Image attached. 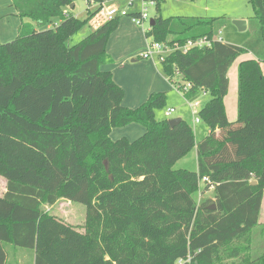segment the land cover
<instances>
[{
	"label": "trees",
	"instance_id": "obj_1",
	"mask_svg": "<svg viewBox=\"0 0 264 264\" xmlns=\"http://www.w3.org/2000/svg\"><path fill=\"white\" fill-rule=\"evenodd\" d=\"M12 1L17 17L30 22L0 45V264H17L18 255L24 264H264V243L255 251L246 244L264 201V0H246L256 18L244 45L215 42L162 63L172 84L192 85L189 99L212 95L200 112L210 133L199 143L186 121L171 126L157 118L165 93L123 107L124 89L103 69L120 18L69 46L94 13L78 19L72 0ZM144 1L160 10L164 0ZM56 18L59 25L48 28ZM154 21L146 35L157 43L214 38L227 24ZM245 54L254 58L239 65L231 122L228 73ZM132 124L146 133L112 140L114 129ZM195 148L198 170H176ZM203 178L211 183L204 192L214 187L215 197L199 203ZM61 200L85 207L83 232L44 210Z\"/></svg>",
	"mask_w": 264,
	"mask_h": 264
},
{
	"label": "rangeland",
	"instance_id": "obj_2",
	"mask_svg": "<svg viewBox=\"0 0 264 264\" xmlns=\"http://www.w3.org/2000/svg\"><path fill=\"white\" fill-rule=\"evenodd\" d=\"M131 1H135V4L131 5ZM108 3L109 5L115 4L116 7H118L120 10L125 9L128 13H130L128 17L124 19L122 18L123 20H130V24L132 21V14H134L136 10L141 12L143 5L142 0H112L108 1ZM73 5H76V8L72 9L71 12L78 19L82 21L86 20L88 18V4H86V1L73 0ZM147 6L148 14L151 19H154L158 16H163L164 18L194 17L214 19L215 17H218L226 19L227 24L222 29V37L225 43L235 46L244 45L247 42V38L249 37V32H240L234 25V22L239 20H253L256 18V12L254 11V8L246 0H164L161 3L160 10H158L155 6ZM11 12H13V8L10 6L9 0H0V45L13 41L17 37V30L20 28V26L29 22L28 19H26L21 23L19 20L14 19L9 15ZM134 26H123L124 28H119L118 31L111 37L110 42L112 40L113 41L110 45L111 49L108 53L111 58V62L104 68L105 71L110 72H114L115 70L116 75H121V77L125 81L123 82L125 91L123 107L127 109H136V107L139 108L140 106H142L151 95L165 93L167 95V101L164 108L157 111V118L159 120L168 119L165 117V113L170 108H174L175 113L173 114L172 118H169V120L180 115L188 123V125L192 127L196 134L197 142H200V137L203 135L201 134V130H207L208 126L204 122L194 125V119L190 112L188 103L190 99H188L181 91L175 89L174 87H171V82H167L166 79L161 76L163 75V66L161 59L157 55H155L154 61L141 58L147 49V35L144 28L138 27L136 25ZM89 33H91V28L90 25L87 24L76 35H74V37L69 42V46L79 44L87 37V35H89ZM132 33L140 34V36H142L141 34H145L146 43H144L143 37L139 44L134 43L139 38L135 37L131 46L127 45L128 39L122 41L118 40L121 34L130 35ZM112 53L115 55V57ZM247 57V54L240 56L233 64V70L237 71L239 64L243 61V59ZM134 59L138 62L133 63L132 60ZM152 61L158 68V71L161 75H158L154 71L150 70L149 66ZM194 100L200 102L202 109L212 100V95L210 93L202 92L200 96L192 99V101ZM134 128L136 130V133L130 134L131 136H129V139L131 141L137 139L139 135L140 129H138V127ZM119 132H122V128L116 129V131L112 135V138L114 140L120 137V135L118 136ZM128 135L129 134H127V136ZM195 154L196 151H193V153L189 155L188 160L178 163L175 166V169H184L190 171L196 170L197 159L195 157ZM202 187V189L204 190L205 185H203ZM4 188L5 180L0 177V194L2 193V190H4ZM199 195V193L196 194L197 200H199ZM61 202L55 208H53L52 214L53 212L58 213L62 209H65L67 210V214H69L70 212L72 213L71 220H67L77 225H82L85 222L86 209L83 205L73 203L74 207L68 208V206L64 205V203ZM48 208L49 206H44V209L47 210ZM262 212L263 213L260 220L261 225L246 240V244L250 245L253 251L259 249V247L264 243V204ZM62 215L66 218H69L68 215L64 213Z\"/></svg>",
	"mask_w": 264,
	"mask_h": 264
},
{
	"label": "built area",
	"instance_id": "obj_3",
	"mask_svg": "<svg viewBox=\"0 0 264 264\" xmlns=\"http://www.w3.org/2000/svg\"><path fill=\"white\" fill-rule=\"evenodd\" d=\"M147 5L155 6V3L145 2L143 0L142 11L139 14L132 16V22L134 25L144 28L146 33H149L152 31L153 26L151 25L152 19L150 18L148 14ZM93 6H95L96 11L94 12V15L92 16V18L90 19L89 24H90V27L93 28L95 31L99 30L107 23L116 20L117 18L128 17V13L126 11L120 10L115 5H109L108 1H105L103 4L98 5V6L93 3L88 4V7L90 8ZM58 25L59 23H56L54 25H51L50 28H56ZM215 42L225 43L222 37V31H220L216 37L210 38V39L205 37V38L196 39V40L189 39L186 41H181L177 37H173V38H170L166 43H157L154 41L153 38L147 37V43H146L147 49L142 55V58L145 60L154 61V57L155 55H157L163 63V61H165V59L171 54L180 53L183 55H187L193 50L210 49L212 48ZM177 77H180V75L177 74ZM173 87L181 91L182 93H184V95L187 97V94L189 90L192 88V85L190 83L179 81L178 83L173 84ZM188 103H189L190 112L194 119V124L196 125L200 124L202 122L200 118V112L202 110L200 102L197 100L192 101L190 99ZM174 113H175V109L170 108L165 113V117L168 119L172 118ZM207 184H211L210 180L208 178H203L199 186L200 196L202 195L201 194L202 186L207 185Z\"/></svg>",
	"mask_w": 264,
	"mask_h": 264
},
{
	"label": "crops",
	"instance_id": "obj_4",
	"mask_svg": "<svg viewBox=\"0 0 264 264\" xmlns=\"http://www.w3.org/2000/svg\"><path fill=\"white\" fill-rule=\"evenodd\" d=\"M73 1V0H72ZM9 2H10V6L13 8V12H11L9 15L10 16H12L14 19H17V20H19L21 23H22V21L17 17V11H16V9L12 6V4H13V1L12 0H9ZM142 2H143V0H142ZM86 4H87V2H86ZM111 4H113V3H111ZM135 4V1H131V5H134ZM113 5H115V4H113ZM116 6V5H115ZM74 8H76V5H74ZM73 8V9H74ZM71 10H72V8H70ZM96 11V8H95V6H93L92 8H90V7H87V12H88V14L89 13H94ZM123 11H126L125 9L123 10ZM127 12V11H126ZM128 13V12H127ZM140 12L139 11H135V13L134 14H132L133 16L134 15H137V14H139ZM130 15V13H128V16ZM124 18H126V17H124ZM123 18V19H124ZM122 18H120V25H119V28L120 29H122V28H124L123 26H129V25H133L134 26V24H133V22L131 21V24H130V20H123ZM214 19H222V18H218V17H215ZM1 20V19H0ZM29 21V20H28ZM54 22H53V24H51V25H54V24H56V23H60L61 21H60V19L59 18H56V19H54L53 20ZM30 22V21H29ZM29 22H27V23H29ZM89 24V23H88ZM20 25V24H19ZM18 25V26H19ZM51 25H49L48 26V28H50L51 27ZM90 25V24H89ZM17 26V27H18ZM21 27V26H20ZM135 27V26H134ZM19 28V27H18ZM91 28V27H90ZM118 28V29H119ZM136 28V27H135ZM118 31V30H117ZM116 31V32H117ZM247 32H249V37L247 38V41H249L251 38H252V31H251V20H247V30H246ZM245 31V32H246ZM18 32H19V29L17 30V36H18ZM93 32H95V30L93 29V28H91V33H93ZM115 32V33H116ZM127 32V31H126ZM91 33H89V35L91 34ZM128 33V32H127ZM134 33V32H133ZM125 34V35H120L119 36V39L118 40H120V41H122V40H125V39H128V41H127V45L128 46H131V44L133 43V41H134V39H135V37L136 38H138L134 43H136V44H139L140 43V41L142 40V37H143V41H144V43H146V41H145V34H141L142 36H140V34ZM114 35V34H113ZM88 36V35H87ZM122 37H124V38H122ZM17 38V37H16ZM15 38V39H16ZM171 38H173V36L171 37ZM111 40V39H110ZM113 41V40H112ZM112 41L110 42L109 41V44H108V47H107V52L109 53V51H110V49H111V47H110V45H111V43H112ZM113 54V53H112ZM246 55V54H245ZM113 56L115 57V55L113 54ZM247 58H245V59H243V61L244 60H248V59H252V58H254L253 57V55L252 54H247ZM121 58V57H120ZM142 58V57H141ZM132 62L133 63H136V62H138L137 60H132ZM240 65V64H239ZM105 68V66L103 67V69ZM149 68H150V70L151 71H154L155 73H157L158 75H161L160 73H159V71H158V68L156 67V65L154 64V62L152 61L151 62V64H150V66H149ZM112 73H113V75H114V80H115V82L121 87V88H123L124 89V83L123 82H125L124 80H123V78L121 77V75L120 76H117L116 75V73H115V70H114V72L113 71H111ZM238 73H239V66H238V70L237 71H234L233 70V68H231L230 69V71H229V73H228V77H229V82H230V84H229V93H228V95H227V97H226V99H225V108H226V113H227V117H228V119L231 121V122H234V121H236L237 120V118H238ZM163 74V73H162ZM161 76H163L164 78H165V76H164V74L163 75H161ZM162 77V78H163ZM166 79V78H165ZM166 81L168 82L169 80H167L166 79ZM170 86L171 87H173V84L171 83L170 84ZM148 99H149V97H148ZM147 99V100H148ZM147 100H146V102H147ZM145 102V103H146ZM141 107V106H140ZM138 107H136V109H137ZM174 118H180L182 121L184 120L180 115H178V116H176V117H174ZM173 118V119H174ZM185 121V120H184ZM194 125H196V124H194ZM134 127H138V129H140L139 130V135H138V137H137V139L138 138H140V137H142L145 133H146V130H145V128L144 127H142V126H140V125H137V124H132V125H129V126H127V127H124V128H122V132H119L118 133V136L120 135V137H118V139H116V140H114L113 138H112V135L114 134V132L116 131V129H114L113 130V132H112V134H111V138L114 140V141H117V140H119V139H122V138H126V139H128L129 141H131L130 139H129V136H131L130 134H135L136 133V130H135V128ZM118 129H120V128H118ZM134 129V130H133ZM210 133V130H209V128L207 129V130H201V134H203L200 138H201V141L206 137V136H208V134ZM127 134H129L128 136H127ZM195 136H196V134H195ZM205 136V137H204ZM203 138V139H202ZM137 139H135V140H137ZM134 140V141H135ZM197 141V140H196ZM131 142H133V141H131ZM197 143H199V142H197ZM193 151H196V154H195V157H196V159H197V149L195 148ZM193 151H191L186 157H184L181 161H187L188 160V157H189V155H191V153H193ZM181 161H179L178 163H180ZM197 161V168H196V170H193V171H197L198 170V159L196 160ZM177 163V164H178ZM176 164V165H177ZM178 170V169H177ZM203 188V187H202ZM5 192H6V181H5V188H4V190H2V193L0 194V197L1 196H3L4 194H5ZM201 196L199 195V200H197L199 203H202V202H204V201H206V200H209V199H214V197H215V190H214V188H211L209 191H207V192H204V190L202 189V192H201ZM61 201H64V202H61ZM61 201H59L56 205H54V206H51V207H49L47 210L46 209H44L47 213H49L50 215H52V216H55V217H57V218H59V219H61L62 221H64L66 224H69V225H71V226H74V227H77L81 232H83L84 230L82 229L83 228V226H84V224H85V222L82 224V225H77V224H75V223H73V222H71V221H69V220H67V219H70L71 220V215H72V213L70 212L69 214H67V210H65V209H62L60 212H53V214H52V211H53V208H55L58 204H60V202L61 203H64V205H66V206H68V208H72V207H74L73 206V203H71V202H69V201H66V200H61ZM263 204H264V201H263ZM262 209H263V205H262ZM66 214V215H68V217L69 218H66V217H64L62 214ZM262 210H261V215H260V220H261V217H262ZM259 223H260V225H261V221H259ZM12 259H13V257H11ZM14 259H16L17 261H18V263L17 264H24L25 263V261H28V259L25 257V256H23V255H18V258H14ZM32 260V259H31ZM9 262H11V259L9 258V260H8V263Z\"/></svg>",
	"mask_w": 264,
	"mask_h": 264
},
{
	"label": "water",
	"instance_id": "obj_5",
	"mask_svg": "<svg viewBox=\"0 0 264 264\" xmlns=\"http://www.w3.org/2000/svg\"><path fill=\"white\" fill-rule=\"evenodd\" d=\"M71 8L72 9L74 8L73 4H72ZM154 24H155V21H154V19H152L151 20V25L154 26ZM234 25L237 27V29L240 32H245L247 30V21L246 20L235 21ZM180 122H182V120L180 118H174V119L169 120V124L171 126H175L176 124H179ZM254 184H256V183H254ZM212 209H216V206L214 205L212 207Z\"/></svg>",
	"mask_w": 264,
	"mask_h": 264
}]
</instances>
